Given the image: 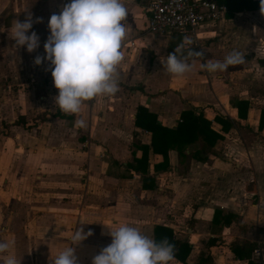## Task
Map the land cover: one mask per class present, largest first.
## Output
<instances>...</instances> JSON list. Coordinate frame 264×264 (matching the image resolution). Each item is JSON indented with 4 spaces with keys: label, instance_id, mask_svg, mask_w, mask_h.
Listing matches in <instances>:
<instances>
[{
    "label": "crops",
    "instance_id": "0c3cea01",
    "mask_svg": "<svg viewBox=\"0 0 264 264\" xmlns=\"http://www.w3.org/2000/svg\"><path fill=\"white\" fill-rule=\"evenodd\" d=\"M149 1L124 0L128 37L118 66V92L85 101L80 113L69 115L55 102L59 90L50 62L34 63L35 57L46 55L43 45L50 35V16L68 3L0 0V73L8 75L4 81L0 78L5 86H0V100L8 101H0V124L7 125L0 126V241H15L13 251L20 264H51L72 244L70 236L79 227L91 235L72 245L77 264H92L93 257L111 243L107 225L122 224L139 228L149 238L153 226L170 228L173 239L189 245L185 264L194 263L200 254L208 255L212 264H258L264 258L260 0H244L257 5L201 24L196 29L198 45L192 48L205 55L192 58V70L180 76L168 73L161 62L167 58L170 35L146 29ZM29 14L34 23L28 34L35 31L40 37L33 52L17 46L10 36L15 21L23 22ZM37 18L40 22H35ZM233 50L245 54L243 64L223 72L201 67L208 60L223 61ZM22 75L26 79L20 83ZM249 77L262 85L260 92H250ZM238 100L247 101L244 117L238 115ZM138 106L167 128L177 125L181 111L194 109L221 137L203 159L192 155L198 141L183 154L169 149L167 166L154 170L153 164L162 157L150 149V132L134 124ZM32 110H45L42 119L27 118L24 126L12 124ZM215 116L231 122L225 132L213 121ZM81 118L86 127L77 128L75 122ZM144 145L145 161L137 169L135 160ZM214 209L232 214L229 223L221 219L213 223ZM210 239L214 243L208 245ZM172 264L181 263L174 259Z\"/></svg>",
    "mask_w": 264,
    "mask_h": 264
},
{
    "label": "clouds",
    "instance_id": "9594fccd",
    "mask_svg": "<svg viewBox=\"0 0 264 264\" xmlns=\"http://www.w3.org/2000/svg\"><path fill=\"white\" fill-rule=\"evenodd\" d=\"M264 14V0H260ZM128 16L124 0H71L59 14H52L48 21L50 35L44 43L45 56L35 57L40 65L50 62L49 70L55 88L59 90L55 102L65 114H78L85 101L98 96L110 97L119 90L118 66L124 60L122 46L128 37L123 23ZM35 22H40L37 18ZM31 14L21 22L16 20L10 36L17 46H26L33 52L40 46V37L33 27ZM193 40L185 36L174 52L169 53L162 65L170 74L183 75L192 70V58H201L203 51L192 47ZM245 54L233 50L223 61L208 60L201 67L209 72L226 71L230 65L243 64ZM77 128L86 127L83 118L75 122ZM107 225V224H106ZM109 228L111 243L93 257L92 264H172L175 245L167 237L157 242L144 235L139 228L122 224ZM91 232L77 228L70 236L72 244L64 247L51 264H77L72 245L85 240ZM15 241H0V259L3 264H20L13 251Z\"/></svg>",
    "mask_w": 264,
    "mask_h": 264
},
{
    "label": "trees",
    "instance_id": "16d2710c",
    "mask_svg": "<svg viewBox=\"0 0 264 264\" xmlns=\"http://www.w3.org/2000/svg\"><path fill=\"white\" fill-rule=\"evenodd\" d=\"M217 4H223L226 7L225 17L228 18L233 11H239L242 9H252L256 7L257 3H248L246 4L244 0H214ZM238 8L235 10V8ZM180 45V40L178 34L172 33L168 40L166 46V55L174 52V49ZM198 51L197 48H193ZM195 58V57H194ZM238 115L240 117H244V112L247 108L246 100H238L235 103ZM44 114L37 120H41ZM64 116V115H63ZM180 121L173 128H167L162 126L158 122H156L155 115L149 111H147L144 107L138 106L136 109L134 124L144 129L145 131L150 132V149L153 153L159 154L162 157V160L153 164V169L165 168L167 162V151L169 149L175 150L178 154H183L184 148H186L190 143H194L198 141V147L194 149L192 155L197 157L198 159H203L205 154L210 150V148L214 145L215 141L221 137V134L214 130L211 127V123L209 120L203 118L200 113H198L194 109L181 111ZM213 121H216L220 125V130L225 132L231 125V122L228 119H221L217 116L214 117ZM27 122V118L20 116L16 120L12 122L14 125H22ZM264 122V109L260 111V119L259 126H261ZM3 127H7L6 124H2ZM142 148V155L139 159H136V168L141 165L143 161H145V151L146 146H140ZM232 214L225 213L222 214L220 211L214 209L212 222L216 223L218 219L222 220L223 224H228ZM167 237V239L175 245V259L179 261L181 264H185L184 258L186 257L189 251V245L187 243L181 242L179 240L173 239L172 231L170 228L164 226H153L152 228V239L159 242L163 238ZM214 243V239L208 240L207 244L211 245ZM244 245V252L246 251V244ZM249 245V250L252 244ZM240 250V246H239ZM241 251V252H243ZM248 255V254H247ZM239 257V256H238ZM192 264H212L211 258L208 255L200 254L198 259Z\"/></svg>",
    "mask_w": 264,
    "mask_h": 264
},
{
    "label": "built area",
    "instance_id": "2783aa9c",
    "mask_svg": "<svg viewBox=\"0 0 264 264\" xmlns=\"http://www.w3.org/2000/svg\"><path fill=\"white\" fill-rule=\"evenodd\" d=\"M147 8L150 13L146 23L148 32L159 35L178 34L180 44L187 36L193 40V44L188 47L198 45L196 29L201 24L223 19L226 12L225 5L217 4L214 0H150ZM258 264H264V258H259Z\"/></svg>",
    "mask_w": 264,
    "mask_h": 264
},
{
    "label": "rangeland",
    "instance_id": "374dc122",
    "mask_svg": "<svg viewBox=\"0 0 264 264\" xmlns=\"http://www.w3.org/2000/svg\"><path fill=\"white\" fill-rule=\"evenodd\" d=\"M4 73V72H3ZM0 78L2 79V81L6 80L8 78V75L7 74H2V72L0 73ZM256 78V77H255ZM26 78L22 76H20V78L18 77V80L20 83H22ZM251 79V77L248 78V81H246L247 83V86L249 87V90L250 92L251 91H254V93L256 92H260L262 89H260V86H262L261 84H258L257 82L255 81H249ZM2 89H5V86L4 85H0ZM11 86L9 87V90H10V93L7 94V96H10L11 95ZM22 88H24V90L26 89V85L22 84ZM12 92H15V88L12 90ZM2 103H8V101H6V98H4L3 100H0ZM262 102H264V99L261 100ZM261 103V102H260ZM257 105H259L258 103H256ZM40 110V108L38 109ZM33 112L30 113L29 115L26 116V118H30L31 120H34L36 118H39L40 116H42V114H44V111L45 110H42V111H39L37 113H35V110H32ZM41 114V115H40ZM2 122V121H0ZM0 126H2V124H0ZM250 135V134H248Z\"/></svg>",
    "mask_w": 264,
    "mask_h": 264
}]
</instances>
